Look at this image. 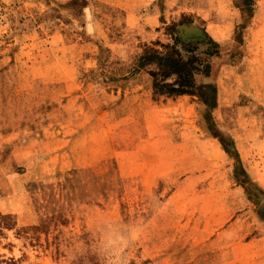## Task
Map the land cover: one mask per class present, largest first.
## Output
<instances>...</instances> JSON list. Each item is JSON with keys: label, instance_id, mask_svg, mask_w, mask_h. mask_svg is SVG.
I'll use <instances>...</instances> for the list:
<instances>
[{"label": "rangeland", "instance_id": "374dc122", "mask_svg": "<svg viewBox=\"0 0 264 264\" xmlns=\"http://www.w3.org/2000/svg\"><path fill=\"white\" fill-rule=\"evenodd\" d=\"M252 1L0 0V264H264ZM147 46L204 58L215 106L154 95Z\"/></svg>", "mask_w": 264, "mask_h": 264}, {"label": "trees", "instance_id": "16d2710c", "mask_svg": "<svg viewBox=\"0 0 264 264\" xmlns=\"http://www.w3.org/2000/svg\"><path fill=\"white\" fill-rule=\"evenodd\" d=\"M243 6L247 7L248 11H252L254 4L252 0H244ZM211 43L216 45V42L211 41ZM149 64L155 66L154 70L149 72L154 95L180 96L185 94L187 89L204 88L207 90L209 108L215 106V87L211 84L197 86L195 82L193 66L200 67L203 76L210 75V64L204 58L193 55L183 59L175 51L161 53L147 46L142 55L138 57V66L144 67ZM5 218V216L0 215V219ZM5 225L9 226L10 223L8 224L6 221Z\"/></svg>", "mask_w": 264, "mask_h": 264}, {"label": "water", "instance_id": "95a60500", "mask_svg": "<svg viewBox=\"0 0 264 264\" xmlns=\"http://www.w3.org/2000/svg\"><path fill=\"white\" fill-rule=\"evenodd\" d=\"M179 30H180V34H183V33H194V32L198 31V28H196L193 25H182V26H180Z\"/></svg>", "mask_w": 264, "mask_h": 264}]
</instances>
